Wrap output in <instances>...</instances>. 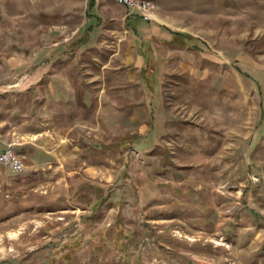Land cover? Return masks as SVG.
Returning <instances> with one entry per match:
<instances>
[{
	"label": "rangeland",
	"instance_id": "374dc122",
	"mask_svg": "<svg viewBox=\"0 0 264 264\" xmlns=\"http://www.w3.org/2000/svg\"><path fill=\"white\" fill-rule=\"evenodd\" d=\"M150 1L0 0V264H264V0Z\"/></svg>",
	"mask_w": 264,
	"mask_h": 264
},
{
	"label": "built area",
	"instance_id": "2783aa9c",
	"mask_svg": "<svg viewBox=\"0 0 264 264\" xmlns=\"http://www.w3.org/2000/svg\"><path fill=\"white\" fill-rule=\"evenodd\" d=\"M118 3L125 4L127 6L138 7L145 18H150V14L148 10L150 7H153V4L150 0H116ZM0 165L3 166H11L15 168L18 172H23L25 169V165L23 161L16 154L15 146L13 144H9L8 147L3 150H0Z\"/></svg>",
	"mask_w": 264,
	"mask_h": 264
},
{
	"label": "crops",
	"instance_id": "0c3cea01",
	"mask_svg": "<svg viewBox=\"0 0 264 264\" xmlns=\"http://www.w3.org/2000/svg\"><path fill=\"white\" fill-rule=\"evenodd\" d=\"M116 3H118V2H116ZM118 4H120V3H118ZM134 13L139 15V11L138 10H134ZM166 41H170V39L169 40L167 39ZM139 55L142 57V55L140 53H139ZM155 64L158 66L159 62L155 58L154 53H148V57H147L146 61L144 62V64L142 66L144 67L145 65L148 66V65H155ZM0 146L3 147L4 144L0 143Z\"/></svg>",
	"mask_w": 264,
	"mask_h": 264
},
{
	"label": "trees",
	"instance_id": "16d2710c",
	"mask_svg": "<svg viewBox=\"0 0 264 264\" xmlns=\"http://www.w3.org/2000/svg\"><path fill=\"white\" fill-rule=\"evenodd\" d=\"M176 42V41H175ZM176 43H179V42H176ZM153 74V71H151V72H146L145 73V76L148 78V75H152Z\"/></svg>",
	"mask_w": 264,
	"mask_h": 264
}]
</instances>
